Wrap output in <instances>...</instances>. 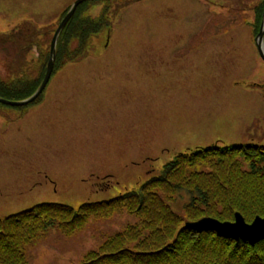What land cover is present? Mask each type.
I'll use <instances>...</instances> for the list:
<instances>
[{"label":"rangeland","instance_id":"374dc122","mask_svg":"<svg viewBox=\"0 0 264 264\" xmlns=\"http://www.w3.org/2000/svg\"><path fill=\"white\" fill-rule=\"evenodd\" d=\"M73 1L0 0V32L23 22L48 26L50 48ZM243 1L244 9L238 0H137L108 14L111 27L92 37L87 56L71 59L76 38L63 43L37 101L10 119V109L0 107V218L41 202L76 208L110 199L138 187L178 152L264 144V61L252 27L260 0ZM98 2L88 6L93 16ZM17 48L0 44L2 79L10 78L7 64H27L35 55L23 62ZM256 216L243 218L250 223ZM203 217L233 221L230 215L190 221ZM136 222L116 214L71 236L52 227L29 247L27 264H74Z\"/></svg>","mask_w":264,"mask_h":264},{"label":"trees","instance_id":"16d2710c","mask_svg":"<svg viewBox=\"0 0 264 264\" xmlns=\"http://www.w3.org/2000/svg\"><path fill=\"white\" fill-rule=\"evenodd\" d=\"M95 1L101 4L97 16L91 15L88 7ZM133 1L137 0H85L79 4L57 39L53 72L63 43L66 46L70 39L76 38L71 59L87 56L92 37L111 27L108 14L117 13ZM238 1L239 8L244 9V1ZM263 9L264 0H260L254 7L255 34ZM66 11L67 7L63 15ZM77 20H81L79 29ZM47 29L48 26L36 29L23 22L11 31L0 32V44L6 48L16 45L23 52L20 53L23 62L29 53L36 55L30 54L27 64L12 67L7 64L11 75L8 79L0 77V97L22 100L37 89L49 54ZM0 107L10 109L5 112L10 119L11 114L22 116L27 105L0 103ZM262 203L264 144L196 147L178 152L138 187L110 199L84 202L76 208L64 203L41 202L1 217L0 264H27L29 247L46 237L52 227L62 236H71L92 223L123 213L134 215L137 222L107 235L74 264H264V240L250 246L241 240L218 237L212 231L197 233L184 227L185 222L197 215L218 218L230 215L227 219L233 220L234 213L239 212L246 218H252L255 213L264 217ZM216 205L221 213L217 212ZM208 206L205 214L201 209Z\"/></svg>","mask_w":264,"mask_h":264},{"label":"water","instance_id":"95a60500","mask_svg":"<svg viewBox=\"0 0 264 264\" xmlns=\"http://www.w3.org/2000/svg\"><path fill=\"white\" fill-rule=\"evenodd\" d=\"M83 1L85 0H74L55 28L50 41L49 56L46 63L45 73L37 89L29 97L22 100H6L0 97L1 103L10 106L27 105L33 102L43 92L53 71L57 39L63 27L72 17L76 7ZM254 42L260 58L264 61V9L258 31L254 37ZM184 227L197 233L212 231L218 237L229 238L235 241L241 240L247 242L250 246L255 245V243L260 240H264V217L256 216L250 223H248L239 212L234 213L233 221H220L214 217H203L195 221L185 222Z\"/></svg>","mask_w":264,"mask_h":264}]
</instances>
